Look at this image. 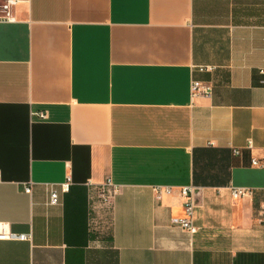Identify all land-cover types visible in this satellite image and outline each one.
<instances>
[{"label": "crops", "instance_id": "crops-1", "mask_svg": "<svg viewBox=\"0 0 264 264\" xmlns=\"http://www.w3.org/2000/svg\"><path fill=\"white\" fill-rule=\"evenodd\" d=\"M254 158L264 0H19L0 21V224L29 235L0 264H264Z\"/></svg>", "mask_w": 264, "mask_h": 264}, {"label": "built area", "instance_id": "built-area-1", "mask_svg": "<svg viewBox=\"0 0 264 264\" xmlns=\"http://www.w3.org/2000/svg\"><path fill=\"white\" fill-rule=\"evenodd\" d=\"M19 0H1L0 1V21L11 22L15 20V8L18 4ZM192 90V97H196L199 95L208 96L210 95V87L200 84L199 82H192L191 86ZM39 118H45V114L39 112L36 114ZM246 148H253L250 141L247 142ZM252 163L255 166H264V158L258 159L254 158ZM70 185V177L66 178V181L59 184V188L61 192H67L69 190ZM107 188H111V192H116L115 186L111 183L110 180H106L100 186V197L103 201H108L111 198L109 193H106L105 190ZM49 195H48V205H56L59 202L58 192L55 190L54 185H49ZM168 192L170 191L169 188H165ZM26 192H30V187H25ZM250 193V190L246 188H233L232 195L234 197H242L246 194ZM180 195L183 198V210H184V217L178 220H175L176 223L180 228L187 231L190 234L196 232L197 228L193 224V214L194 210L197 206L195 196H194V187L192 186H184L180 189ZM259 216L262 223H264V206L259 210ZM29 235L27 234H18L11 232L9 229H6L3 224H0V240H27Z\"/></svg>", "mask_w": 264, "mask_h": 264}, {"label": "rangeland", "instance_id": "rangeland-1", "mask_svg": "<svg viewBox=\"0 0 264 264\" xmlns=\"http://www.w3.org/2000/svg\"><path fill=\"white\" fill-rule=\"evenodd\" d=\"M1 1V0H0Z\"/></svg>", "mask_w": 264, "mask_h": 264}]
</instances>
